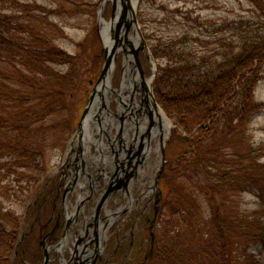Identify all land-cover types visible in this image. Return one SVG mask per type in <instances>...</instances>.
Returning <instances> with one entry per match:
<instances>
[{
  "label": "trees",
  "instance_id": "trees-1",
  "mask_svg": "<svg viewBox=\"0 0 264 264\" xmlns=\"http://www.w3.org/2000/svg\"><path fill=\"white\" fill-rule=\"evenodd\" d=\"M12 20L0 14V168L16 182L31 179L35 186L47 176L46 146L35 138L76 126L79 105L74 99H88L92 79L87 75L92 68L84 44L78 43V53L72 54L48 33L14 25ZM90 34L100 41L97 28ZM177 45L159 41L152 47L158 61L154 95L175 125L167 152L180 142L184 172L208 178L215 192L250 191L257 196L260 208L244 216L243 224L217 208L213 228L223 247L260 244L264 253V163L254 159L255 149L246 136L252 118L264 111V103L255 98L264 79V34H248L211 56L181 51ZM10 101L18 102L13 111ZM67 114V123L60 121L51 128L47 124L50 118ZM38 173L43 175L37 179ZM21 224L22 218L0 198V264H23L12 261Z\"/></svg>",
  "mask_w": 264,
  "mask_h": 264
},
{
  "label": "rangeland",
  "instance_id": "rangeland-1",
  "mask_svg": "<svg viewBox=\"0 0 264 264\" xmlns=\"http://www.w3.org/2000/svg\"><path fill=\"white\" fill-rule=\"evenodd\" d=\"M135 1L140 30L152 57V60L148 59L147 51L141 53L144 54L147 80H151L154 73H157L158 61L153 58L152 47L157 46L159 41H177L178 50L191 51L198 56H211L216 51L227 50L229 43H237L248 34L250 36L264 34V0ZM102 2L103 0H0V14L12 17L14 25L31 26L38 31L48 33L57 45L69 53L77 54L79 51L77 44H84L86 49L84 53L90 58L92 68L87 77L89 76L95 83L101 74L105 55L101 38L105 28L102 24L98 25V11ZM120 4L121 15L118 22L122 23L127 2L120 0ZM112 12L113 6L109 2L103 11L106 22L110 21ZM127 19L128 21L132 19L130 11H128ZM53 24L62 31L56 30ZM123 27L125 29V23ZM93 28H97L100 41L96 35L90 34ZM130 33L133 34V31ZM113 34L115 35V32ZM116 45L120 46L119 43ZM123 54L125 55L124 50L120 47L118 64L112 81L116 91L121 89L120 78L122 74H125V68H122ZM56 67L66 70V67ZM112 95L113 98L115 97L113 93L110 94L111 103ZM136 97H139L138 94ZM255 98L258 102L264 103V79L256 88ZM75 102L79 105L77 126L79 117L85 110L87 99L84 102L74 99ZM10 103L12 104H9L8 108L11 111L15 110L14 107L18 106V102L10 101ZM67 116L69 114L63 118H50L47 124H50L51 128V125L58 124L60 121L67 123ZM150 121L148 118V123ZM172 124L166 149L175 128L173 122ZM154 127L151 126L152 131ZM148 128H150L149 125ZM72 129L73 127L64 126L57 132L47 134L45 138L43 136L35 138L34 142L39 140L41 142L39 145L46 146L44 151L47 173L61 165L64 158L62 147L65 139H69ZM75 131L76 129L72 131V135ZM246 136L255 149L254 159L257 163H264V111L252 118ZM45 139L48 140L45 141ZM152 147L153 161L150 176L153 182L161 165L159 137L153 138ZM183 149V145L176 142L166 154L165 171L159 180L163 192V210L156 231L157 248L162 243L160 237L164 240L165 259L157 261V258L152 264H264V253L260 244H252L247 248L240 244L232 246L229 244L228 247H223L222 240L213 228L214 212L217 208L220 209L221 215L227 218L233 216L236 224L241 222L243 224L244 216L259 210L257 196L250 191L225 194L213 191L208 178L194 171L184 172V166L180 160ZM224 158L221 156L219 159ZM41 175L43 174L38 173L36 178H40ZM30 180L20 184L15 181L13 175H9L6 170L0 168V194L2 195L0 198L4 200L6 208L12 210L18 218H22V221L23 216L27 212L31 214L35 207L34 198L31 196L42 191L41 183L33 186L35 181ZM46 180V178L43 179V181ZM25 224L23 225L22 222L20 234L25 233L29 228L28 222Z\"/></svg>",
  "mask_w": 264,
  "mask_h": 264
},
{
  "label": "flooded vegetation",
  "instance_id": "flooded-vegetation-1",
  "mask_svg": "<svg viewBox=\"0 0 264 264\" xmlns=\"http://www.w3.org/2000/svg\"><path fill=\"white\" fill-rule=\"evenodd\" d=\"M122 68L121 89L114 90L112 103L108 109L97 106L99 125L82 143L70 141L61 165L49 173L44 197L34 202L38 210L31 214V228L18 239L15 260L152 264L165 259L163 238L159 248L156 244L163 192L150 169L152 140L159 137L161 152L166 134L162 129L152 134V110L133 58L123 54Z\"/></svg>",
  "mask_w": 264,
  "mask_h": 264
},
{
  "label": "water",
  "instance_id": "water-1",
  "mask_svg": "<svg viewBox=\"0 0 264 264\" xmlns=\"http://www.w3.org/2000/svg\"><path fill=\"white\" fill-rule=\"evenodd\" d=\"M127 2L125 5L126 10L124 11V15L122 17V23H119L120 15H121V4L120 0H103V2L100 5L99 11H98V25L102 24L104 26V34L102 38V41L104 43L103 51L105 53V59H104V65L101 72V75L94 85L91 95L89 98L88 105L81 117V123L78 128V135L82 136L83 129L82 124L85 121V123L89 120V117H91L93 114V107L97 100L100 99V97L103 96V92L109 91V87L107 86V82H111L112 73L115 68V63L118 58V53L120 51V47L123 48L124 53L127 57L133 58L134 62L136 63V66L138 67V70L140 72L141 76V85L143 87L144 93L147 95V102L150 104V107L152 106L155 110H159L161 106L158 104L156 97L154 95L153 90V82L156 77V72L154 73V76L151 80H147L146 77H144V72L140 63V54L142 52L147 51L148 52V46L146 45L145 40L143 39L139 22L136 15V9L134 10L131 6V0H124ZM111 2L113 6V12L112 16L109 22H106L103 18V11L105 9V6ZM128 11H130L132 15V19L128 21L127 14ZM125 23V29L123 27V24ZM106 27H110L108 36L106 35ZM124 29V31H123ZM133 31V34L130 32ZM115 32V35L113 34ZM107 38L112 40L113 42V50H110L107 44ZM137 42L138 45L135 43ZM120 44V46L116 44ZM148 58L152 60L151 55L148 52ZM106 87V88H105ZM104 99H102L103 101ZM152 110V108H151ZM163 111V110H162ZM164 112V111H163ZM165 114V113H164ZM166 115V114H165ZM167 117V115H166ZM168 118V117H167ZM150 126H154L157 124V122L154 119L153 113L150 112ZM162 129V128H161ZM163 131V129H162ZM168 136L165 138L162 137L161 140V165L158 170L156 183L160 180L164 168L166 165V142L169 140L170 137V130L166 133Z\"/></svg>",
  "mask_w": 264,
  "mask_h": 264
},
{
  "label": "bare ground",
  "instance_id": "bare-ground-1",
  "mask_svg": "<svg viewBox=\"0 0 264 264\" xmlns=\"http://www.w3.org/2000/svg\"><path fill=\"white\" fill-rule=\"evenodd\" d=\"M132 8L135 10L137 8V2L135 0L132 1L131 3ZM110 27H106V35L108 36ZM107 44L110 50H113V42L112 40L107 38ZM136 45L137 42L135 43ZM112 84V82H107V86L109 87ZM106 88V87H105ZM152 113L154 116L155 121L157 122V128H155L153 130V136L157 133L158 130H160L161 128L163 129L164 133L166 134L169 130H171V128L173 127L172 122L169 120V118L166 117V115L164 114V112L159 109V110H155L152 106ZM161 127V128H160Z\"/></svg>",
  "mask_w": 264,
  "mask_h": 264
}]
</instances>
